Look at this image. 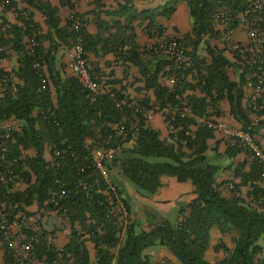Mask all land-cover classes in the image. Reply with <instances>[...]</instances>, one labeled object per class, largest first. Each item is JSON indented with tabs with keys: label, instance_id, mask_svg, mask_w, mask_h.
<instances>
[{
	"label": "trees",
	"instance_id": "trees-1",
	"mask_svg": "<svg viewBox=\"0 0 264 264\" xmlns=\"http://www.w3.org/2000/svg\"><path fill=\"white\" fill-rule=\"evenodd\" d=\"M252 1L168 0L162 7L142 11L131 6L130 2L120 3L117 10L107 12L113 18V25L102 24L99 20V32L92 34L82 14L74 13L63 26L55 6L45 0H29L44 14L49 32L40 35L38 25L30 16L29 19L22 17V26L7 23V34L12 37L7 38L5 33L0 37V49L3 48L0 61L7 56L5 48L10 44L18 54L19 63L13 70L19 83H14L12 73L0 68V126L11 119L21 123L18 130L10 131L9 137H6V129L0 131V147L7 144L9 156L18 159L15 183L0 181V208L5 207L13 216L19 212L31 214L26 208L33 204L56 211L48 199L59 188L57 180L62 179L72 188V193L64 201L68 213H61L70 219L72 227L70 242L63 249L74 257L76 264H92L86 238L94 243L96 264H156L144 252L155 245L170 249L180 264H264V201H259L264 188L255 184L260 178V167L254 163L248 177L253 189H257L256 205L241 198L237 188L232 197H225L217 181L221 167L211 163L207 154V141L213 132L199 123L200 118H209L211 105L224 99L229 101L231 113L244 127L251 121L244 104L245 69L239 80H233L228 69L234 63L212 40L219 35L215 17L218 11L229 9L238 14ZM180 2L187 4L192 22V31L183 36V42L189 48L187 53L193 64L186 78L181 77L176 85L167 86L160 83L159 77L166 66H169L168 77H171L172 63L166 59L163 67L152 69L148 66L137 43L135 22L142 25L148 22L147 33L155 29L158 35H162L165 27L158 23V17L171 18ZM14 4L10 0L7 8ZM97 6H102L100 0ZM76 18L81 20L78 30L73 28ZM113 27L116 28L114 32ZM55 37L60 42L54 41ZM25 38L34 39L36 45L30 49ZM44 38L51 40L48 49L42 45ZM80 39L86 52L112 53L117 60L131 61L139 67L145 88L153 89L156 97L152 104L146 98L140 105L158 110L178 103L191 108L192 116L186 119L176 117L173 121L174 126L182 129L171 132L170 140L162 139L160 132L141 118L135 143L124 142L114 159L107 163L109 170L117 174L113 183L119 194L117 178L131 182L146 195H153L162 187L164 175L176 177L180 182L191 181L198 197L189 205L190 214L180 221H165L150 231L139 230L134 223L122 226L104 201L106 185L96 171L87 170L93 173L92 178L84 177L85 182L91 183L89 186L78 185L82 177L77 172L72 152L77 151L80 155L88 152V147L109 133L112 124L134 115L132 107L117 106L119 100L129 98L122 90L107 84L108 91L93 98L90 90L77 78L56 71L53 52L61 45L71 48ZM203 48L208 58L201 55ZM149 52L156 53L152 49ZM36 63L41 67H35ZM189 76L193 81L188 79ZM197 91L202 95H197ZM191 125H199V128L187 137L184 129ZM259 125L264 126V120ZM31 149L35 152L33 156L26 153ZM240 150L234 148L229 152L234 155ZM47 151L51 160L46 159ZM79 162L89 164L82 157ZM93 179L98 180V187L92 185ZM19 181L25 182L27 188L13 191ZM97 189L101 191L98 193ZM76 223L79 228L75 227ZM213 227L219 228L223 234L235 229L240 232L233 240L232 248L224 243L216 247L226 253L225 258L217 263L206 258ZM4 248L6 263H14L12 250ZM37 251L40 255L55 253L47 251L44 243L37 246Z\"/></svg>",
	"mask_w": 264,
	"mask_h": 264
},
{
	"label": "crops",
	"instance_id": "crops-1",
	"mask_svg": "<svg viewBox=\"0 0 264 264\" xmlns=\"http://www.w3.org/2000/svg\"><path fill=\"white\" fill-rule=\"evenodd\" d=\"M14 6L10 9L7 8V4L0 0V30L5 33L7 38H11V34H7V23L23 25V12L29 11L32 19L39 27L40 35H47L49 28L45 21L44 14L35 6L31 5L29 0H13ZM51 3L59 10L62 25L65 26L69 19L73 18L74 13L82 14L87 22V29L92 34L99 32L98 22L103 24L107 22L113 25V18L107 14L108 11H115L119 8L120 3L130 2L131 6H135L138 10L156 9L162 7L168 0H100L101 7L97 6L98 0H76L75 3H68L64 0H45ZM124 20L125 18H121ZM159 24L165 27L164 35L180 36L183 38L185 34L192 31V22L189 14V8L185 2H180L177 6V10L171 18L160 16L157 19ZM145 22L143 25L139 21L135 22V28L137 33V43L143 52V58L147 60V64L150 68L163 67L167 56L157 53H151L149 50L157 43L161 36L158 35L155 29L151 33H147ZM219 35L212 40V42L225 50V54L234 63L228 69L229 74L233 80H239L241 73L243 72L242 66L234 58V53L231 51L229 45L222 39L221 26L217 24ZM7 30V31H6ZM112 31H116V28H112ZM106 36L109 34L106 33ZM235 37L238 41L246 44L248 43V36L245 27L239 25L236 29ZM50 39H42V45L45 49H48L50 45ZM54 41L60 42L55 37ZM25 42L30 43L29 38H25ZM7 56L0 61V68L4 71L12 73L14 83H19V79L14 75L13 70L19 65L18 54L11 48V45L6 46ZM70 47L61 45L53 52L55 55V69L63 76H72V71L69 66L68 52ZM189 51V48H187ZM87 58L90 61L92 67L93 77L106 82L112 88L122 90L123 93L136 103L149 98L151 104L155 101V93L153 89L145 88V80L140 73V69L137 65L131 61L123 62L117 60L114 54L109 53L101 55L92 51H87ZM201 55L208 58L205 49L201 50ZM169 66L163 68L159 77L160 83L163 85L171 86L170 78L168 77ZM189 80L192 77L189 76ZM195 83V82H194ZM245 89L244 104L246 105V95L248 90ZM192 93V92H190ZM197 95H202L197 91ZM215 105V106H214ZM208 109L209 118L226 122L233 127H241L243 124L238 121L231 113V105L227 99L216 102ZM250 117L253 115L250 114ZM11 125L13 130H18L21 123L11 119L1 124V129H7ZM153 129L160 132L162 139L170 140L171 131L165 121V118L160 113H155L152 119L148 123ZM193 132H196L199 125H191ZM213 132L211 138L207 143L209 146L208 152L212 154L208 155L215 160L216 158L225 159V162H216V165L221 167V170L217 176L219 184V190L225 197H232L234 190L238 189V195L245 199L251 205H256L257 199L255 198V192L252 182L248 180L249 173L253 166L247 153L243 148L229 146L226 137L218 132ZM258 143L264 149V126L257 125L254 129ZM1 138V132H0ZM240 148L241 150L234 155H231L229 149ZM207 152V153H208ZM27 154L33 156L34 150L26 151ZM46 159L51 160L52 157L49 151L46 152ZM211 160V159H210ZM254 176V175H253ZM244 180L246 181H243ZM114 182L115 178L111 176ZM234 183L235 188L229 187V183ZM116 184L120 187V197L124 200L129 211V222L134 223L139 230L150 231L155 226L162 224L165 221L177 222L180 221L183 216H187L191 212L189 207L190 203L197 199L198 194L196 188L191 181L180 182L173 176H162V187L153 195H146L137 190V188L129 181H123L116 179ZM258 188H264V183L259 179L255 182ZM27 188L25 182H17L13 191L24 190ZM28 212L33 214L44 226L45 230L49 232L54 239V244L57 248H64L69 242L72 230L69 228V224L57 223L54 220H50L47 217L48 213L55 214V210L50 208H40L38 204H33L26 208ZM76 228H79L78 223L75 224ZM240 235L238 230H233L231 233L223 234L219 228L213 227L211 229V240L209 249L206 252V258L211 263H217L223 260L226 253L222 249H216L218 245L224 243L227 247H233V240ZM88 237V235H86ZM86 245L91 255L92 264H96L97 255L94 243L86 238ZM116 252V249H113ZM145 254L149 255L156 264H180L179 260L173 254V252L161 245H155L145 249ZM0 264H9L5 261V248L3 247L0 239ZM14 264V263H12Z\"/></svg>",
	"mask_w": 264,
	"mask_h": 264
},
{
	"label": "built area",
	"instance_id": "built-area-1",
	"mask_svg": "<svg viewBox=\"0 0 264 264\" xmlns=\"http://www.w3.org/2000/svg\"><path fill=\"white\" fill-rule=\"evenodd\" d=\"M68 3H75L76 0H64ZM9 4L10 0H3ZM23 16L30 18V12H23ZM217 24L221 26L222 39L227 43L233 53L236 55V61L245 69V85L248 90L246 95V108L253 115L247 127H233L226 122L210 118H200L199 123L214 132L223 134L229 146L243 148L247 153L249 160L260 167V180L264 183V149L258 143L254 129L264 120V0H253L248 7L235 14L229 9H221L216 14ZM81 20L76 18L73 28L78 30ZM239 25L245 27L248 43L244 44L235 37L236 29ZM3 35L0 30V37ZM29 48L36 45L34 39H30ZM151 49L159 54H164L172 63L173 73L170 77L171 86L176 85L181 77L186 78L187 71L192 67V59L187 53V47L180 36L162 35L160 40L155 43ZM0 50H3L1 48ZM69 66L72 76L90 90L93 98L108 91L109 86L92 75V67L81 39L74 43L68 52ZM35 67H41L39 63ZM128 105L134 109V115L130 118L125 117L111 125L109 133L101 137L95 144L88 147V152L80 155L79 152H72V157L76 160L75 167L81 179L79 186L86 188L91 183L85 182L84 177H93L92 172H97L100 178L104 180L106 189L104 190L105 202L108 203L111 212L117 217L120 225H127L129 222V211L120 197L117 187L111 179V171L107 163L111 162L116 156L120 146L124 142L135 143L141 126V118L146 120V124L152 119L155 113H160L164 118L172 133H176L182 127L174 126L173 121L176 117L186 119L192 116V110L186 105H167L161 109L154 110L147 108L130 98H122L117 102L118 107ZM13 129L11 125L7 127L6 137L10 136ZM187 137L193 135L191 127L184 129ZM71 149V147H69ZM58 151V155H59ZM89 161V164H81L80 158ZM17 158L9 156L7 144L3 143L0 147V181L5 183H15L17 171L15 165ZM58 190L51 193L48 203H50L57 212L66 215L68 207L66 201L72 193V188L62 179L57 180ZM92 185L98 187L99 182L93 179ZM229 187L235 188L234 183H229ZM101 189H97L99 193ZM264 201V195L261 200ZM61 214V215H62ZM0 239L3 247L12 250L14 264H76L74 257L63 248H57L54 244L53 236L48 233L39 223V220L33 214L19 212L12 215L5 207L0 208ZM44 243L47 251H55L53 255L44 253L40 255L37 246Z\"/></svg>",
	"mask_w": 264,
	"mask_h": 264
},
{
	"label": "rangeland",
	"instance_id": "rangeland-1",
	"mask_svg": "<svg viewBox=\"0 0 264 264\" xmlns=\"http://www.w3.org/2000/svg\"><path fill=\"white\" fill-rule=\"evenodd\" d=\"M207 154H208V155H209V154L211 155L212 152L209 151ZM210 159H211V160H210ZM209 160L211 161V163H214V164H216V162H219V163L225 162V159L216 158L215 160H213L212 158H210V156H209ZM111 176H112V177H115V176H117V174H116L115 172H111ZM47 217H49L50 220H54V221H56L57 223H61L60 225H63V224L65 223L64 221H66V223L69 224V228L72 230L71 223H70V219H69L68 217H65V216L61 215L59 212L55 211V214L48 213V214H47ZM43 227H44V226H43ZM44 229H45V228H44ZM46 231H47V230H46ZM48 233H49V232H48Z\"/></svg>",
	"mask_w": 264,
	"mask_h": 264
}]
</instances>
